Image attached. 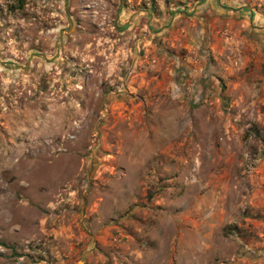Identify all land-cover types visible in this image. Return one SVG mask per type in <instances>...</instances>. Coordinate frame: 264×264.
I'll list each match as a JSON object with an SVG mask.
<instances>
[{
  "label": "rangeland",
  "instance_id": "obj_1",
  "mask_svg": "<svg viewBox=\"0 0 264 264\" xmlns=\"http://www.w3.org/2000/svg\"><path fill=\"white\" fill-rule=\"evenodd\" d=\"M257 23L264 0H0V264H264Z\"/></svg>",
  "mask_w": 264,
  "mask_h": 264
},
{
  "label": "crops",
  "instance_id": "obj_2",
  "mask_svg": "<svg viewBox=\"0 0 264 264\" xmlns=\"http://www.w3.org/2000/svg\"><path fill=\"white\" fill-rule=\"evenodd\" d=\"M230 11V10H229ZM197 20H198V25H197V27H196V30L195 31H197L198 32V35L201 37V40H198V38H195V40H194V47L196 48V49H201L202 50V42H203V40H205L206 41V39H205V36H206V31H205V26H204V24H205V22H207L208 21V17L206 16V14L205 13H201V15H199V17H197ZM201 21V22H200ZM203 23V24H202ZM262 24L261 23H257V24H255V25H251L250 27H249V33L251 34V33H253L254 34V37L256 38H258L259 36H264L263 34H261L260 32L262 31ZM204 28V29H203ZM263 29H264V27H263ZM197 32L195 33V34H197ZM206 43V42H205ZM205 43H204V45H205ZM202 51H204V50H202ZM207 51V50H206ZM192 58L190 57L189 58V60H191ZM202 81V80H201ZM198 83H201L200 81L198 82ZM196 90V88L193 90V92ZM198 90V89H197ZM198 92H199V90H198ZM191 93H192V91H191Z\"/></svg>",
  "mask_w": 264,
  "mask_h": 264
}]
</instances>
